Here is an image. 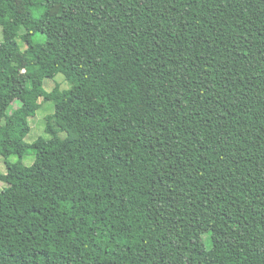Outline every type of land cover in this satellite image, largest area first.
<instances>
[{"label": "trees", "instance_id": "obj_1", "mask_svg": "<svg viewBox=\"0 0 264 264\" xmlns=\"http://www.w3.org/2000/svg\"><path fill=\"white\" fill-rule=\"evenodd\" d=\"M0 25V264H264V0H0Z\"/></svg>", "mask_w": 264, "mask_h": 264}, {"label": "rangeland", "instance_id": "obj_2", "mask_svg": "<svg viewBox=\"0 0 264 264\" xmlns=\"http://www.w3.org/2000/svg\"><path fill=\"white\" fill-rule=\"evenodd\" d=\"M43 11L42 8L35 9V16L39 17L41 12ZM25 32V29L22 28L20 30V35H22ZM4 41V30L3 27L0 25V43ZM35 43H44L46 42V36L43 34H38L35 36L34 39ZM17 42L19 44V47L22 51H26L28 49V45L26 42H24L21 38V36L18 37ZM56 87H59V89L62 92H67L70 90V85L66 81L64 74L59 73L52 79H46L44 81V89L47 92L53 91ZM21 103L20 101H17L15 103V106ZM41 108L37 111L36 116L30 118L29 123L31 126V131L28 134V136L25 138V142L28 144H33L37 139L40 137L49 138L50 135L46 132V126H47V117L51 114L55 113V107L56 103L54 101H48V102H42ZM61 137L62 134H60ZM36 159V154L33 151V149H30L28 154L22 159L25 166L30 167L34 164ZM21 159L17 155H11L9 158H5L0 154V176L6 175L7 170V162L11 163H18ZM6 187H8V184L1 180L0 178V192H2ZM204 243L206 244V247L210 249L212 247V243L210 241V235L208 233H205L203 235Z\"/></svg>", "mask_w": 264, "mask_h": 264}]
</instances>
